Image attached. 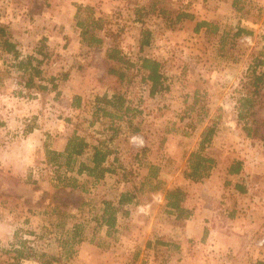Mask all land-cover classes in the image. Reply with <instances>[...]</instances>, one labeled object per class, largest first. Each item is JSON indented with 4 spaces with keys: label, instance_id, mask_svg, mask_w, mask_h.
Returning a JSON list of instances; mask_svg holds the SVG:
<instances>
[{
    "label": "rangeland",
    "instance_id": "obj_1",
    "mask_svg": "<svg viewBox=\"0 0 264 264\" xmlns=\"http://www.w3.org/2000/svg\"><path fill=\"white\" fill-rule=\"evenodd\" d=\"M230 1L0 0V45L8 40L19 53L15 60L0 46V264L12 263L21 242L33 250L22 264H41L48 256L58 260L52 264H142L163 256L161 243L171 246L174 262L186 247L185 264H199L204 259L191 254L197 249L206 258L211 227L205 222L202 237L186 240L185 219L201 207L217 211L225 193L231 196L228 208L238 205L232 200L235 185L247 191L260 186V197L250 191L242 200L264 218V2L239 0L232 8ZM181 13L192 19L176 21ZM78 21L92 40H82ZM203 21L211 26L195 32ZM238 28L242 33L235 36ZM145 38L149 44L140 49ZM113 49L122 62L107 59ZM26 56L41 62L43 81L36 83L47 90L24 86V72L16 66ZM142 57L161 64L163 89L153 96ZM110 69L123 73L122 79ZM255 76L262 78L257 87ZM114 94L131 109L122 117L92 116L95 98ZM210 127L214 134L203 154L213 164L205 178L190 180L189 154ZM25 132L44 140V157L33 142L29 151L21 147ZM76 134L92 148L103 143L113 151L104 162L111 171L101 179L78 175L77 163L88 162L84 158L74 157L68 169L66 155L47 161L48 150ZM28 152L33 159L26 165ZM236 163L239 172L229 173ZM173 189L184 193L182 213L166 207V192ZM123 193L131 202L118 205ZM190 197L192 211L184 207ZM104 201L117 209L109 234L98 221ZM238 213L241 218L245 211ZM227 223L237 236L246 230L242 221ZM73 226L81 238L57 251L54 244L69 240ZM53 233L60 235L54 244ZM81 241L96 248L82 253L84 258L75 254ZM242 255L241 264H264V253ZM224 263L218 254L209 261Z\"/></svg>",
    "mask_w": 264,
    "mask_h": 264
},
{
    "label": "trees",
    "instance_id": "obj_2",
    "mask_svg": "<svg viewBox=\"0 0 264 264\" xmlns=\"http://www.w3.org/2000/svg\"><path fill=\"white\" fill-rule=\"evenodd\" d=\"M235 6V3L233 4V7ZM192 19V16L189 14H177L176 21H180L181 19ZM76 26L81 30V36L82 40H92V36L88 35V30L85 28L83 22L78 21L76 23ZM211 26L208 22H198L195 25L194 31L198 32L202 28H207ZM242 33V30L240 28L236 29L235 36H239ZM0 37H4L3 30L0 28ZM149 44V39L145 38L144 40L140 41V49H142L144 46H147ZM2 49L8 53L12 54L15 60H18L19 53L15 49V44L11 43L8 40H2L1 45ZM41 54V52H38ZM107 59L108 60H115L117 62H122L123 59L119 58L117 55L116 50H111L107 53ZM140 61V68L146 73L145 80L149 82L150 84V95L153 96L156 92L163 89V75L160 72L161 64L159 61H156L151 58L142 57L139 59ZM35 63V64H34ZM41 62L34 58L33 56H26L25 59L18 61L17 68L19 70H23V83L24 86L27 89L37 88L40 91L47 90V86L37 85L36 79L39 81H43V78L41 76L42 72L39 68ZM109 72L111 74L118 75L120 80L123 77V73L121 74L118 70L110 69ZM48 83L51 84L52 89L56 88V85L54 84V79L49 78ZM262 81V78L260 76L254 77L253 85L257 87ZM77 99V98H76ZM78 100V99H77ZM79 101V100H78ZM246 102V105H249L250 100H243ZM124 100L121 96H118L117 94L112 95L111 97H108L107 95L96 97L95 98V105L96 110L93 112L92 116H95L97 119V115L101 114L102 116H108L113 117L114 113L118 114L119 117H122V114H126L131 108L129 105L123 106ZM108 108H111V113L108 112ZM246 112L252 113L249 111V109L246 110ZM245 115L240 113V118H244ZM91 122L90 124H92ZM214 134L213 128H206L202 134H201V140L199 142V149L195 152H191L188 157V172L186 174V177L193 181H199L205 178L208 175V171L213 164V160L206 156V154H203V150L205 148V145L209 144L211 142V138ZM100 146H93L92 148V154L89 158L87 163H80L79 167L77 169L78 175H81L83 173H86L88 177L94 178V179H101L103 175L106 172H110V168L106 167L104 165V162L106 160V157L113 153L112 150H109L106 147H103V143H99ZM89 145L87 142H85L83 139L79 138L76 135H73L70 137L67 141L66 148H65V166L68 169L70 161L74 159L76 156H80L84 150L88 149ZM48 154H51V156L48 158V162L55 163L56 158L60 157L61 154H56L55 152L50 153L48 150ZM57 156V157H56ZM241 164L236 163L233 168H230L229 173H238L240 170ZM243 190V189H242ZM244 191V190H243ZM184 197V193L180 189H173L166 192L165 200L166 207L170 208L172 211H180V213L183 212V210L180 207V203L182 202V199ZM132 197L127 194L123 193L120 195L118 200V205H122L128 202H131ZM103 210L102 214L98 216V221H101L100 223L106 227V231L109 234L110 231L114 228L115 224V208H112L111 202L104 201L103 202ZM180 215H176V218H179ZM73 236L68 239H66L64 242L60 243L59 246H66L73 244L74 240L76 239V234L79 235V229L76 226H73V230H71ZM55 241L58 242V240L55 238ZM80 241V240H79ZM19 249H14V258H12L11 264H22L19 262V260H28L30 256V253L33 252L31 248L26 247L24 242L20 243ZM27 252V253H26ZM46 255L44 253L39 254V258H43ZM53 262L58 261L54 256H48V260L42 262L41 264H52Z\"/></svg>",
    "mask_w": 264,
    "mask_h": 264
},
{
    "label": "crops",
    "instance_id": "obj_3",
    "mask_svg": "<svg viewBox=\"0 0 264 264\" xmlns=\"http://www.w3.org/2000/svg\"><path fill=\"white\" fill-rule=\"evenodd\" d=\"M238 2L239 0H231L230 4L228 5L231 6L232 8H236V5ZM259 2L263 3L264 0H259ZM234 3H235V6L233 7ZM0 132H1V129H0ZM23 134L24 135H19V136H22L21 138L23 139V142H25V145L22 144L21 147L29 151L28 150L30 148L29 142H33L35 143V145H33L35 146V149L39 150L42 156L44 157L45 153L43 150L45 149L46 151V149H48V148H44V140L39 141L35 139L34 138L35 134L33 132H25ZM76 136L78 135L76 134ZM68 139H66L63 144H58L56 148H52L50 150L54 151L56 154H61V156L65 155L64 151H65ZM83 140L87 142L85 139ZM88 145H89V148L84 150V152L80 156H76V158H84V160L82 161L89 160V158L91 157L90 154H92L91 152L92 147L90 144ZM18 146H19V143L16 145V148H18ZM28 156H29V159L26 162V165H29V163L33 159L32 154H30L29 152H28ZM80 163L81 162L77 163L78 166L76 168V172H77V169ZM259 184L262 186L261 183ZM235 188L237 189V191L235 190L236 194L232 195L233 196L232 200L235 201L234 197H236V200L238 201V205H235V202H232L234 206H232L231 208H228L231 196L225 193L223 197H221L220 195V200L224 201V203L220 205V208L217 211L215 210V207H210V206H208L207 208L201 207L200 211L198 212L194 211V213L192 212L189 213L188 217L185 219L186 230L184 231V238H186V240L188 239L192 240L193 238L197 239V238L202 237V230L200 229V227H203V225L205 226L206 225L205 222H208L207 225L209 226L210 224V227H211L210 229H208L209 233L207 237V242H211V244L206 242L207 246L205 247L206 249L204 250L206 254V258L204 256H201L199 258L198 257L199 253L197 249H194L193 253L191 254L193 258H198L199 260H201V258L204 259L199 264H209V261L212 260V257L216 254H218V257H220V259L222 260V263L226 262L227 258L232 257L231 259L232 261L230 264H241L242 256H243L242 254L244 251L246 254H249V257L253 256L255 252L264 253V241H263L264 240V218H262V216L257 212L258 208H255L254 210L249 207V203L248 204L245 203L246 200H242V197L246 196L250 191H251L252 196L257 195L260 197L262 194V191L260 190L261 188L258 184L256 185L253 184V187L251 188L250 191H247V188H244V186H240V185H235ZM191 199L192 198L190 197L184 200V207L190 211L193 210V205H190L189 203ZM257 200H260V199L257 198ZM262 200H264V198ZM256 203H259V202L256 201ZM239 210L245 211V213L242 214L243 217L241 218H239L240 217V214L238 213ZM213 220H215V222L217 223L222 221V225L218 226L217 223L214 224ZM235 221H239V222L242 221V223H245L246 225V230L241 229L240 231L241 235L238 234L239 236H237L236 233L235 234L232 233L231 229L228 227L229 224L227 222L234 223ZM223 224H224V227H223ZM44 235L45 234H43V236ZM81 235H82L81 233L79 235L76 234V240H78L79 237L81 238ZM33 236H36V233H33ZM50 236L56 238L57 240L60 238V235L55 234V233L51 234ZM240 236H243L244 238H240ZM29 237H31V235H29ZM54 238H52L53 244L55 241ZM238 239H240L241 241H239ZM158 240H163V238H160ZM88 242L84 241L80 243L79 245H76L75 254H78V258H84V255L82 253H84L85 251H88L89 253L95 251L96 248ZM181 243L183 247L184 245L183 241ZM54 245L57 251L62 250L61 246L58 247L56 246L57 244H54ZM51 247L52 246H48L49 249ZM170 247L171 246H169V244L161 243L160 248L162 249V251L160 250V252H162L163 256H159L158 259H155V258L151 259L148 263L142 262V264H185L186 261H188V255L186 254V247L184 248L183 252H181L183 253V255L177 256L178 258H176L175 262H174L175 258L170 257L172 256V253L170 252ZM153 251L155 255L159 254L158 252L159 250L153 249ZM163 257L167 261H163L162 260ZM207 259L209 261L205 263V260ZM79 263L80 264L88 263V260L83 259V262L81 263L79 261ZM227 263H224V264H227Z\"/></svg>",
    "mask_w": 264,
    "mask_h": 264
}]
</instances>
